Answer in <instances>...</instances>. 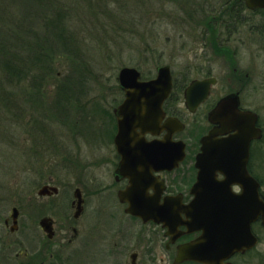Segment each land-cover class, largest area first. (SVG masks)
<instances>
[{
    "label": "flooded vegetation",
    "instance_id": "1",
    "mask_svg": "<svg viewBox=\"0 0 264 264\" xmlns=\"http://www.w3.org/2000/svg\"><path fill=\"white\" fill-rule=\"evenodd\" d=\"M252 6L221 0L202 8L199 76L181 87L172 76L151 113L140 97L145 121L119 126L126 90L111 88L106 141L98 147L106 152L97 160L91 152V173L102 169L110 183L82 188L75 162H65L59 176L26 184L23 214L14 206L3 219L0 264L7 250H23L14 264H256L262 217L244 230L233 223L247 221L255 185L264 202V7ZM195 80L203 84L190 88ZM195 205L228 209L218 217L205 210L199 229ZM222 250L235 251L224 259Z\"/></svg>",
    "mask_w": 264,
    "mask_h": 264
},
{
    "label": "rangeland",
    "instance_id": "2",
    "mask_svg": "<svg viewBox=\"0 0 264 264\" xmlns=\"http://www.w3.org/2000/svg\"><path fill=\"white\" fill-rule=\"evenodd\" d=\"M20 1L27 2L25 11L0 6V13L9 20L15 12L32 15V1L12 4ZM220 1L48 0L52 12L42 10L14 27L11 19L3 38L13 44L15 58L28 55L16 42L20 37L29 58L39 55L46 65L27 62L25 80L9 78L0 68V229L12 207L23 214L26 184H39L49 174L59 176L58 168L67 162H75L74 179L82 188L110 183L102 169L91 173V152L95 160L106 152V145L98 148L108 127L102 115L110 102L108 92L118 87L120 69L135 68L148 80L158 67L168 66L180 87L197 78L202 8L217 7ZM17 65L12 59L11 66ZM193 133L199 134L198 129ZM258 248L255 262L264 264L263 237ZM18 251L23 250H7L2 264H14Z\"/></svg>",
    "mask_w": 264,
    "mask_h": 264
},
{
    "label": "water",
    "instance_id": "3",
    "mask_svg": "<svg viewBox=\"0 0 264 264\" xmlns=\"http://www.w3.org/2000/svg\"><path fill=\"white\" fill-rule=\"evenodd\" d=\"M252 1L253 5L256 7H264V0H248ZM252 6V7H255ZM140 73L135 69V68H128V67H123L120 69L117 79L119 82L120 87L126 90L125 93V100L119 107V111L123 113V121H119V126H122V123H139V121H145L147 115L143 114L142 117V108L145 107L144 109L146 111H149V113L153 112V110L157 108H161L163 100L167 97L171 90V74H170V69L168 66H162L158 67L156 71V76L154 79L149 80V81H140ZM203 83L200 81H193L190 85V88L198 87L201 86ZM189 88V89H190ZM188 90L185 92V98L187 96ZM140 97H144L145 101L140 104ZM187 101V100H186ZM188 103V102H186ZM197 102L194 103V105ZM187 105V104H186ZM189 107V104H188ZM145 111V112H146ZM177 130L180 131L183 129V125L179 121H175ZM122 127H120V136L123 135ZM250 137V135H249ZM120 138H117V145L119 142ZM241 143L243 141H240ZM181 143H176L178 145ZM154 149V148H153ZM183 149V147H180V150ZM245 155H246V150H243ZM206 148L205 146L201 148V153L197 156V167L201 168V161L203 158L206 157ZM244 155V158H245ZM181 156H179V159H181ZM178 159V160H179ZM177 160V161H178ZM231 171L233 170V166H230ZM200 175V174H199ZM255 194H251V200H254V204L250 207V213L247 214L248 219L247 221L245 219H241V221H236V219L233 220L234 224H240L242 225V229L244 230L246 225H248L250 222L256 220L258 216H261L263 221H264V202H262L257 193V187L255 185ZM245 191H248V189H245ZM248 198V197H247ZM228 209L225 206H210V207H202L199 205L193 206V216H192V221L195 222L200 229L201 223L205 221V215L206 213L205 210L209 211L211 214L210 215H223L224 211ZM14 211V209H13ZM218 220V219H217ZM224 221H226L224 219ZM246 221V222H245ZM224 240V238H223ZM199 244V243H198ZM223 251V258H227L230 253H232L235 250H222Z\"/></svg>",
    "mask_w": 264,
    "mask_h": 264
},
{
    "label": "trees",
    "instance_id": "4",
    "mask_svg": "<svg viewBox=\"0 0 264 264\" xmlns=\"http://www.w3.org/2000/svg\"><path fill=\"white\" fill-rule=\"evenodd\" d=\"M24 1H32V4L31 2H29V6L28 8L30 9H33L32 11V15H30L29 13H24L22 12L20 15L18 14H15L13 13L10 17V20L8 18H6V16H4L5 13H0V26L2 27L0 29V68L1 70L3 71L4 75H6L7 77L9 78H17L18 80L21 79L24 77L23 76V72H25V68H24V71H23V67L25 65L27 66H30V64H28L27 62H30L32 63L31 65H35L36 63H45L43 60H41L40 56L39 55H34L33 59L29 58V53L28 51H24V48L26 47V41L25 40H22L20 37H17L18 41H16L19 45H21V47L24 46V48H21L22 49V53H27L28 57L26 56V58H24L21 54V56L23 58H21V56L19 55H16V58H15V53H14V50H13V44L10 45V42L7 43V40H5L3 37H6V34L10 31L9 30V27H10V24H11V19L14 18L15 19V22L14 24L12 25L13 27L18 24V23H23L25 20H27V18L29 17L30 20L33 19V15H39V13H41L42 10H44L45 12H49V11H53L50 6H49V3H48V0H47V4L45 7H43L42 3L40 4V2L42 0H36L34 2V0H24ZM10 4H11V7H10ZM31 4V5H30ZM0 6L4 9H8V8H15V9H21L20 10H23L25 11V8H27V2L26 3H22V1H20L18 3V5H14L12 4V0H0ZM56 8V7H53V9ZM22 16V19H20V17ZM26 16V17H25ZM20 19V20H19ZM46 20V19H45ZM47 21V20H46ZM52 25H55V24H52L51 23V26ZM57 25V23H56ZM17 26V25H16ZM57 27V26H56ZM6 34H5V32ZM58 32L60 33V30H58ZM3 34H5V36H3ZM46 39H47V36H46ZM24 42V44H23ZM28 45V43H27ZM27 48V47H26ZM15 60L18 62V65L17 67L14 66H11V61ZM46 65V63L44 64ZM23 76V77H22ZM24 80L26 78H23ZM20 80V81H21ZM1 90V89H0Z\"/></svg>",
    "mask_w": 264,
    "mask_h": 264
}]
</instances>
